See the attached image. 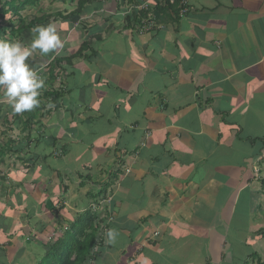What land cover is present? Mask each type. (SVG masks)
<instances>
[{"label": "crops", "instance_id": "crops-1", "mask_svg": "<svg viewBox=\"0 0 264 264\" xmlns=\"http://www.w3.org/2000/svg\"><path fill=\"white\" fill-rule=\"evenodd\" d=\"M141 1L30 0L19 13L64 41L30 58L40 106L16 115L21 149L0 159L20 264L43 257L30 239L42 227L60 235L107 195L100 218L119 235L103 234L91 264L264 260V0H183V13L131 8Z\"/></svg>", "mask_w": 264, "mask_h": 264}, {"label": "trees", "instance_id": "trees-1", "mask_svg": "<svg viewBox=\"0 0 264 264\" xmlns=\"http://www.w3.org/2000/svg\"><path fill=\"white\" fill-rule=\"evenodd\" d=\"M0 0V38L7 40H22L28 42L31 39V32L34 26L41 25L39 20H31L27 25L19 16V13L27 6H30V0ZM156 7H168L167 4ZM154 7V8H156ZM144 15L133 16L127 19V23L133 22L136 24L137 18H144ZM17 20V25H13V21ZM138 24V22H137ZM19 30L23 32H19ZM25 34V35H24ZM6 99L3 97V90L0 89V122L5 130L18 120V116L12 114L13 119H7V115L11 111L9 108L2 111V104ZM22 115V114H21ZM27 119H32V112H26ZM28 124V123H27ZM21 148L17 147L10 138L3 146L0 145V159L5 155L11 153L16 155ZM117 173V172H116ZM115 175L117 176V174ZM101 197L99 200L101 201ZM90 203L88 209L76 221L69 226L68 229L62 231L59 235H50L47 228L42 227L41 238L38 236H31L30 239H41V244L38 247L44 249V255L35 264H88L92 263L98 256V248L103 244V234L106 233V221L101 220L97 215L90 211L92 205L98 206L97 202ZM100 208V206H98ZM5 222L2 214L0 213V264H16L21 256V250L13 239L16 236L14 230L8 235V229H4ZM45 233V235L43 234ZM48 236H47V235ZM38 235V234H37ZM45 239L47 242H43ZM9 250V255L7 254ZM254 255L250 256L247 264L252 263ZM257 264H264L257 259Z\"/></svg>", "mask_w": 264, "mask_h": 264}, {"label": "clouds", "instance_id": "clouds-1", "mask_svg": "<svg viewBox=\"0 0 264 264\" xmlns=\"http://www.w3.org/2000/svg\"><path fill=\"white\" fill-rule=\"evenodd\" d=\"M63 48L64 41L53 22L36 25L27 43L0 38V89L14 113L23 114L40 106L45 81L30 63L33 54L48 56ZM48 107L53 105L49 103ZM118 235L115 228L108 229L106 243L115 244Z\"/></svg>", "mask_w": 264, "mask_h": 264}, {"label": "built area", "instance_id": "built-area-1", "mask_svg": "<svg viewBox=\"0 0 264 264\" xmlns=\"http://www.w3.org/2000/svg\"><path fill=\"white\" fill-rule=\"evenodd\" d=\"M167 4L168 6H178V8L180 9V13L184 12V8L185 4L183 2V0H143L141 1L139 4H137L136 6H132L131 8L135 11H145L148 9H154V7L156 6H161V5H165ZM139 32H146L150 30V24L147 22H140V25L138 27ZM260 161H264V154L261 156ZM102 203H106V205L109 203H107V201H102ZM98 206H102L103 208L106 206L101 205L100 200L97 202ZM96 206V205H92L90 207V211L92 213L96 212V211H101L100 208ZM106 209V208H105Z\"/></svg>", "mask_w": 264, "mask_h": 264}, {"label": "rangeland", "instance_id": "rangeland-1", "mask_svg": "<svg viewBox=\"0 0 264 264\" xmlns=\"http://www.w3.org/2000/svg\"><path fill=\"white\" fill-rule=\"evenodd\" d=\"M5 103H4V105L2 104V107H1V110L2 111H6V110H8L9 108L11 109V111L9 112V114L7 115V119H13V117H12V114H15V115H17L16 113H14L13 112V110H12V108L10 107V105H9V103H8V101L7 100H5L4 101ZM12 129H14L15 128V126H16V122L15 123H13L12 125ZM11 128V127H10ZM5 130V128L2 126V123L0 122V142L2 141V140H4L5 139V137L7 136V135H9V138L10 137H13L14 138V140L16 139V137H17V133L15 132V133H7L8 132V130L5 132L4 131ZM263 164V163H262ZM263 166H264V164H263ZM110 197L107 195V196H105L100 202H101V205H106V203H102V201H107V203L110 201V199H109ZM109 204V203H108ZM106 205L104 208H107V207H109L110 206V204L109 205ZM103 208V209H104ZM101 213V211H96V212H94V215H97L99 218H100V216L102 215V214H100ZM35 251H38L37 250V248L36 249H34ZM202 259L203 258H205V256H204V254L202 253ZM23 258H21L20 260H22ZM20 260L19 261H17V263L16 264H20L21 262H20ZM260 260V259H259ZM37 260L35 259V262H36ZM202 261H204V260H202ZM260 261H264V260H260ZM237 264H240V262L239 261H237L236 262ZM30 264H31V262H30ZM88 264H91V263H88ZM250 264H257V261H255V260H253L252 261V263H250Z\"/></svg>", "mask_w": 264, "mask_h": 264}]
</instances>
